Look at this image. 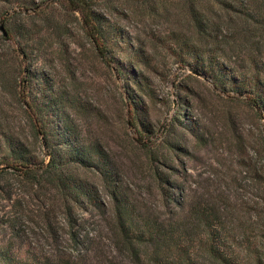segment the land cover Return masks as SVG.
Here are the masks:
<instances>
[{
  "label": "trees",
  "instance_id": "trees-1",
  "mask_svg": "<svg viewBox=\"0 0 264 264\" xmlns=\"http://www.w3.org/2000/svg\"><path fill=\"white\" fill-rule=\"evenodd\" d=\"M129 1L164 8L177 26L184 16L169 35L179 58L264 123V0H0V264H264L257 202L232 203L213 183L190 199L185 183L163 177L158 152L157 193L134 191L103 145L81 137L70 109L96 120L101 111L76 93L75 80L51 82L41 101L32 92L30 41L75 35L60 15L70 12L108 65L112 47L133 42L112 20L126 16ZM5 94L17 111L4 109Z\"/></svg>",
  "mask_w": 264,
  "mask_h": 264
},
{
  "label": "rangeland",
  "instance_id": "rangeland-1",
  "mask_svg": "<svg viewBox=\"0 0 264 264\" xmlns=\"http://www.w3.org/2000/svg\"><path fill=\"white\" fill-rule=\"evenodd\" d=\"M124 7L126 16L111 17L123 37L130 36L133 42L112 47L114 60L108 65L81 37L75 15H63L58 8L61 19L68 21L76 34L58 42L42 32L39 42H29L33 50L26 64L33 71L31 90L38 101L51 82L57 88L62 80H75L76 93L101 111L98 120H90L70 109L81 126V137L103 145L114 172L134 191L157 193L152 165L158 164L151 158L158 152V159L165 163V167L159 165L163 177L185 183L190 199L210 190L213 183L228 193L232 203H238L239 198L257 202L263 214V121L245 101L233 100L232 95H226L228 90L179 58L169 35L174 28L186 25L184 16L178 17L181 24L177 26L162 7L144 11L131 1ZM129 95L138 104L142 124L133 121V105L125 108ZM9 97L4 95L10 104L3 107L15 112L19 105ZM178 113L188 126L177 118ZM168 143L173 148H168Z\"/></svg>",
  "mask_w": 264,
  "mask_h": 264
},
{
  "label": "water",
  "instance_id": "water-1",
  "mask_svg": "<svg viewBox=\"0 0 264 264\" xmlns=\"http://www.w3.org/2000/svg\"><path fill=\"white\" fill-rule=\"evenodd\" d=\"M1 29H2V28H1ZM2 33H4L3 30H2Z\"/></svg>",
  "mask_w": 264,
  "mask_h": 264
}]
</instances>
